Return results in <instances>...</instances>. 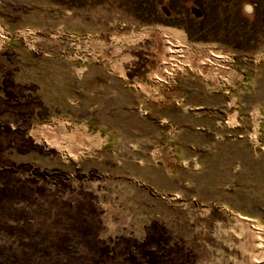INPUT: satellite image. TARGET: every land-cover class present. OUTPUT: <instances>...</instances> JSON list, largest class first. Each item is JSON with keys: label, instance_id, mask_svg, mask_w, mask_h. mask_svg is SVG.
<instances>
[{"label": "rangeland", "instance_id": "1", "mask_svg": "<svg viewBox=\"0 0 264 264\" xmlns=\"http://www.w3.org/2000/svg\"><path fill=\"white\" fill-rule=\"evenodd\" d=\"M263 248L264 0H0V264Z\"/></svg>", "mask_w": 264, "mask_h": 264}, {"label": "bare ground", "instance_id": "2", "mask_svg": "<svg viewBox=\"0 0 264 264\" xmlns=\"http://www.w3.org/2000/svg\"><path fill=\"white\" fill-rule=\"evenodd\" d=\"M252 262H255L256 264H264V248L260 253L256 254L253 259H250V261H248V264H253Z\"/></svg>", "mask_w": 264, "mask_h": 264}]
</instances>
